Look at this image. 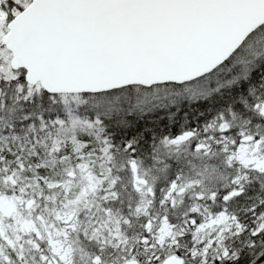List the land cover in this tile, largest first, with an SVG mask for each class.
Instances as JSON below:
<instances>
[{
	"label": "snow or ice",
	"instance_id": "snow-or-ice-1",
	"mask_svg": "<svg viewBox=\"0 0 264 264\" xmlns=\"http://www.w3.org/2000/svg\"><path fill=\"white\" fill-rule=\"evenodd\" d=\"M0 264H264V0H0Z\"/></svg>",
	"mask_w": 264,
	"mask_h": 264
}]
</instances>
